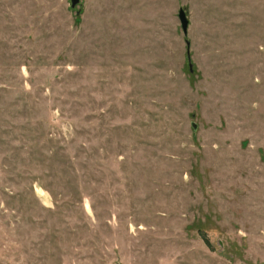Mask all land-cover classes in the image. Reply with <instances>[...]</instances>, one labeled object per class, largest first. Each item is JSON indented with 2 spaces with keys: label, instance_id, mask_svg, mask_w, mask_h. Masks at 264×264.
<instances>
[{
  "label": "rangeland",
  "instance_id": "rangeland-1",
  "mask_svg": "<svg viewBox=\"0 0 264 264\" xmlns=\"http://www.w3.org/2000/svg\"><path fill=\"white\" fill-rule=\"evenodd\" d=\"M0 264H264V0H0Z\"/></svg>",
  "mask_w": 264,
  "mask_h": 264
},
{
  "label": "water",
  "instance_id": "water-1",
  "mask_svg": "<svg viewBox=\"0 0 264 264\" xmlns=\"http://www.w3.org/2000/svg\"><path fill=\"white\" fill-rule=\"evenodd\" d=\"M77 2H78V0H71L72 6H74ZM178 18L180 20L181 28H182L183 32L186 34L188 20L186 18L185 12L182 8L179 9V11H178Z\"/></svg>",
  "mask_w": 264,
  "mask_h": 264
}]
</instances>
